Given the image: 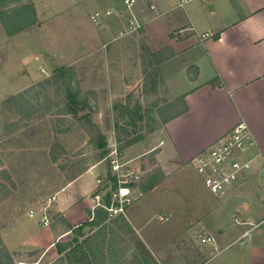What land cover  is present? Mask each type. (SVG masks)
Returning <instances> with one entry per match:
<instances>
[{
  "label": "rangeland",
  "instance_id": "1",
  "mask_svg": "<svg viewBox=\"0 0 264 264\" xmlns=\"http://www.w3.org/2000/svg\"><path fill=\"white\" fill-rule=\"evenodd\" d=\"M113 3L122 4V0H108L106 5ZM29 4L34 9L31 0H0V24L3 18L15 28L17 19L28 16L26 11H17ZM107 7L101 0H43L40 4L41 16L56 17L44 23L36 38H47L52 46L46 43L28 55L36 65L32 76L37 80L25 85L18 96H0V232L25 212L37 214L35 223L45 209L48 212L49 200L66 180L108 151L103 159L102 183L106 182L110 152L123 145L115 142L118 124L129 135L123 136V142L140 138L121 150L119 161L141 173L140 183L133 188L134 201L120 216L128 224L127 214L133 210L140 223L149 220L140 235L153 255L138 237L115 226L111 242L115 250L109 254L113 264H200L214 252L215 242L202 244V238L216 240L220 230L221 238H228L236 230L235 223L227 213L215 220L218 215H212L213 211L227 206L204 187L191 160L160 164L155 159L160 139L165 137L163 120L176 113L169 107L177 98L166 78L175 75L178 65L170 63L162 72L153 58L162 52L160 57L167 58L164 62H171L199 40L189 30L166 27L167 20L155 16L139 21L130 16L110 24L116 16H104ZM97 12L103 15L98 25L91 19ZM100 31L103 37L87 50L91 37ZM5 60L2 49L0 64ZM192 68L188 74H193ZM73 94L87 101V108L75 116L66 113ZM84 115L89 120L82 123L79 118ZM98 133L105 138V147ZM97 146L101 148L95 150ZM130 148L131 153L138 148V154H130ZM107 186L112 190L117 183ZM159 217L168 221L160 222ZM39 255V251L9 253L0 234V264L30 262Z\"/></svg>",
  "mask_w": 264,
  "mask_h": 264
},
{
  "label": "crops",
  "instance_id": "2",
  "mask_svg": "<svg viewBox=\"0 0 264 264\" xmlns=\"http://www.w3.org/2000/svg\"><path fill=\"white\" fill-rule=\"evenodd\" d=\"M101 2L109 7L105 10L110 12L109 16H116L110 24L129 20L130 16L138 21L155 16L167 20L166 27L189 30L198 38L180 56L159 65L162 72L170 63L178 65L175 75L166 81L173 97L184 96L187 112L165 123V137L160 139L162 144L155 159L160 164L189 163L238 123H244L252 145L240 157L251 161V170L239 187L220 199L227 208L220 207L212 214L218 215L215 220L219 221L227 213L236 230L223 239L220 230L212 244L214 252L200 264H264V0H191L184 6H179V0H134L128 7L124 0L118 5H106L108 0ZM31 3L35 12L32 29L10 35L0 24V52L3 49L6 55L5 62L0 64L3 99L18 96L25 85L37 80L32 76L36 65L28 55L52 42L36 36L44 23L56 16L40 15L43 0H31ZM168 16L172 17L168 19ZM206 33L210 37L202 40L201 35ZM100 37L103 32H95L87 50ZM190 67L194 68L193 74L187 73ZM104 175L103 160L97 161L66 180L49 200L48 212L45 209L35 223V212L32 217L25 212L15 218L12 226L0 232L9 253L39 251L37 259L21 260L20 264H55L60 256L54 244L72 240L67 225L75 229L88 221V213L94 206L93 194ZM44 213L49 226L42 224ZM127 222L153 255L140 235L149 220L140 223L132 210L127 214ZM242 236V243H234Z\"/></svg>",
  "mask_w": 264,
  "mask_h": 264
},
{
  "label": "built area",
  "instance_id": "3",
  "mask_svg": "<svg viewBox=\"0 0 264 264\" xmlns=\"http://www.w3.org/2000/svg\"><path fill=\"white\" fill-rule=\"evenodd\" d=\"M191 0H179V6H184ZM134 0H124V4L128 7ZM110 12H105L104 16H109ZM103 16L101 13H95L91 19L96 25L97 20ZM210 37L209 33L201 35V39ZM252 145L251 138L247 127L244 123H238L226 135L222 136L210 146L200 151L191 159V165L202 181L204 187L215 198H223L231 191L235 190L244 182L245 175L251 170V161L241 159V154L249 146ZM109 170L111 177L117 183L114 191L106 190L102 194L95 195L92 200L94 206L93 213L96 209H104L108 217H117L124 215L125 208L134 201L133 188L140 183L141 173L131 169L127 164L120 163L116 148L110 152ZM264 171V168H263ZM102 181H98V188L101 187ZM109 194L108 205L105 204L104 198ZM29 216H33V212H29ZM92 216L88 217L91 221ZM160 222L167 221V218H158ZM42 224L49 226V220L44 213ZM244 236L237 239L234 243H242ZM202 244H212L213 238H202Z\"/></svg>",
  "mask_w": 264,
  "mask_h": 264
},
{
  "label": "trees",
  "instance_id": "4",
  "mask_svg": "<svg viewBox=\"0 0 264 264\" xmlns=\"http://www.w3.org/2000/svg\"><path fill=\"white\" fill-rule=\"evenodd\" d=\"M27 12L28 16H22L19 20L17 19L15 23V28L11 29V26L8 24V22H5L3 18L2 26L6 30L8 34H13L16 32H20L24 30L27 26H33L35 24V12L33 9L32 4L24 6L23 9L17 11V12ZM24 18V19H23ZM162 52L157 53L154 55V61L156 65H160L162 62H164L167 58H161ZM158 69L156 68L154 70V75H158ZM73 97L75 98L74 101H71L70 104L67 105V115H73L75 116L77 113H83L84 109L87 108V101L86 99L78 97V95L73 94ZM169 107L175 108L176 113L171 115L168 118H164V123H167L168 121L175 119L176 117H179L187 112V107L184 102V96H181L177 99H175ZM89 120L88 116H81L79 118L80 122H86ZM125 134V135H123ZM115 142L118 144L123 143L122 148L117 150V153L121 154V150L123 148H128L135 143H137L140 138L138 139H131L129 138L128 141L123 142L124 138L123 136L128 137L129 135L126 134V131L119 127L118 124L115 125ZM98 136L100 140L103 142L105 138L98 133ZM102 147H105L104 142L102 143ZM101 146H97L94 149L98 150ZM109 152L105 151L102 154H99L97 157V161L103 160L108 156ZM83 172V171H82ZM82 172H77V175L81 174ZM151 179V178H150ZM153 180V178H152ZM114 182V178L111 177L110 170L106 177V182L101 184V187L97 188V190L94 192L93 197L97 194H102L106 188H108L107 183ZM154 181H152L153 183ZM155 185V183L153 184ZM116 188H112V190H115ZM142 191H146V188L142 187ZM108 199L109 194H106L104 198V202L106 205H108ZM88 216H92L91 221H87L85 224H82L81 226L71 229L68 225L67 228L70 229V231L73 234V239L70 242L67 243H59L56 242L54 244L55 250L57 254L60 256V258L56 261V264H113L112 259L110 258L112 252H114L115 247L111 243L115 237V232L113 228L122 226L126 228L127 232L131 235L136 236V234L133 232L129 224H127L123 219H121V216H117L113 219L108 218L107 212L102 209L98 208L93 213L89 212ZM88 229L89 232L85 233L84 230ZM107 245L109 246L107 249ZM108 250V252H107ZM111 252V253H110Z\"/></svg>",
  "mask_w": 264,
  "mask_h": 264
}]
</instances>
